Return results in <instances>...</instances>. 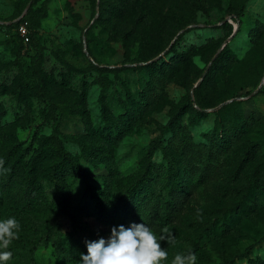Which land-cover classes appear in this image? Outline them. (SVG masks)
Returning <instances> with one entry per match:
<instances>
[{
    "label": "rangeland",
    "instance_id": "obj_1",
    "mask_svg": "<svg viewBox=\"0 0 264 264\" xmlns=\"http://www.w3.org/2000/svg\"><path fill=\"white\" fill-rule=\"evenodd\" d=\"M41 151L48 208L22 221L11 163ZM172 155L198 174L155 216L124 188L160 186ZM0 203V264L264 258V0H0Z\"/></svg>",
    "mask_w": 264,
    "mask_h": 264
},
{
    "label": "trees",
    "instance_id": "obj_2",
    "mask_svg": "<svg viewBox=\"0 0 264 264\" xmlns=\"http://www.w3.org/2000/svg\"><path fill=\"white\" fill-rule=\"evenodd\" d=\"M243 14V11L240 10L236 13V19L238 20L240 16ZM24 19H27L25 16ZM19 23L16 24V29ZM227 25V23H226ZM29 41L24 42V44H28L31 42V34L29 32ZM200 108L203 106L199 105ZM238 123V122H237ZM235 123L234 127H232L231 130L228 132L226 137L229 139H238L239 133L244 130L245 121H242L241 123ZM219 126L221 128V131H224L223 129V123L220 121L216 122V131L218 132ZM110 134L119 133V128L117 126H113L109 130ZM227 138L224 140L223 144L227 143ZM226 145H229L227 143ZM218 146H220L218 144ZM186 147L184 146L182 150H184ZM17 148L14 146L10 147L9 151L13 155H16ZM52 154V151H41L38 155V161H27L23 162L22 164H19L20 162L16 160V158H13V162L11 163V167L13 171L9 173L8 175V181L14 180L16 184H18L19 187L23 190V197H22V203L19 205H15L13 210L11 212L16 213L17 216L22 220H26L27 217H30L32 215H36L38 212L43 211L44 209L48 208V200H47V193L45 189V185L43 184V181L45 179L44 176L38 174V164H40L42 161L48 162V156ZM168 160V165L166 166L163 174H162V180L161 185L157 186L149 184L148 180L154 178L156 176V172L151 168L145 170L143 175L141 176L139 180V184L137 185V188L127 187V185L124 188V192L127 191L128 194L131 197L137 198L138 203L141 208L144 203H150L154 201V205L152 206L153 212H155L160 208L162 210V214H165V216H173L176 217L179 214L180 208H182V204L186 200V196L188 195V191L184 190L183 182L185 181V176H195L197 175V171L194 170L193 165L189 163H183L180 158L176 157L175 155H172ZM19 162V163H18ZM39 162V163H38ZM61 168L53 169L52 172L57 173L58 170ZM64 171V170H63ZM37 174L39 177H37ZM155 174V176H154ZM161 175V174H160ZM203 177V173H199V178ZM141 195L144 197H141ZM142 200V201H141ZM115 203H118V197L115 198ZM1 204V203H0ZM3 206V205H1ZM130 209H128L129 211ZM131 212V210H130ZM132 213V212H131ZM132 215V218H131ZM129 217L124 216L123 218H120L117 222L118 224H122L126 228H133L131 222L133 221V218L137 216L136 214L132 213ZM8 215H5V220ZM231 214L228 216L226 221L223 222V227L220 225V231L224 234L226 231H228L233 224V219L231 218ZM136 225V224H135ZM10 251V257L14 263L17 262L16 257V249L14 247L9 248ZM88 250H86L87 252ZM91 254H88L87 257H90ZM247 259V263L249 264H264V258L254 256L252 257L250 253H246L242 257H238V259ZM129 259L133 264H144L143 260L137 255V254H131L129 255ZM222 264H234L233 260H225Z\"/></svg>",
    "mask_w": 264,
    "mask_h": 264
},
{
    "label": "built area",
    "instance_id": "obj_3",
    "mask_svg": "<svg viewBox=\"0 0 264 264\" xmlns=\"http://www.w3.org/2000/svg\"><path fill=\"white\" fill-rule=\"evenodd\" d=\"M18 32L20 33V36L23 38L25 42L29 41V35H28L29 33H28L26 21L19 23Z\"/></svg>",
    "mask_w": 264,
    "mask_h": 264
},
{
    "label": "water",
    "instance_id": "obj_4",
    "mask_svg": "<svg viewBox=\"0 0 264 264\" xmlns=\"http://www.w3.org/2000/svg\"><path fill=\"white\" fill-rule=\"evenodd\" d=\"M26 12H27V11L25 10L24 13L22 14V16H23ZM234 32H235V30H234ZM217 108H218V107H217Z\"/></svg>",
    "mask_w": 264,
    "mask_h": 264
}]
</instances>
